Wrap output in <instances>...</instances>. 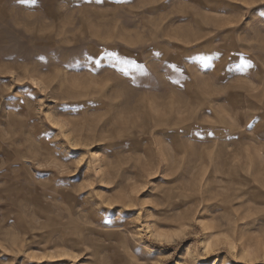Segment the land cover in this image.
Segmentation results:
<instances>
[{
  "label": "rangeland",
  "instance_id": "rangeland-1",
  "mask_svg": "<svg viewBox=\"0 0 264 264\" xmlns=\"http://www.w3.org/2000/svg\"><path fill=\"white\" fill-rule=\"evenodd\" d=\"M0 264H264V4L0 0Z\"/></svg>",
  "mask_w": 264,
  "mask_h": 264
},
{
  "label": "crops",
  "instance_id": "crops-1",
  "mask_svg": "<svg viewBox=\"0 0 264 264\" xmlns=\"http://www.w3.org/2000/svg\"><path fill=\"white\" fill-rule=\"evenodd\" d=\"M164 61H166L168 63L167 65V70H171V68L169 67V65L171 66V64H176L177 62L178 63H183V58H180V57H169V56H166L164 58ZM181 61V62H179ZM173 72V70H171ZM201 135H205V133H200Z\"/></svg>",
  "mask_w": 264,
  "mask_h": 264
},
{
  "label": "snow or ice",
  "instance_id": "snow-or-ice-1",
  "mask_svg": "<svg viewBox=\"0 0 264 264\" xmlns=\"http://www.w3.org/2000/svg\"><path fill=\"white\" fill-rule=\"evenodd\" d=\"M31 2H32V3H35L36 0H31ZM260 3H261V4H264V0H260ZM204 59H207V58H204ZM243 63H244V67H246V68H250V67L253 66V65H252V62H251L250 60H245Z\"/></svg>",
  "mask_w": 264,
  "mask_h": 264
}]
</instances>
